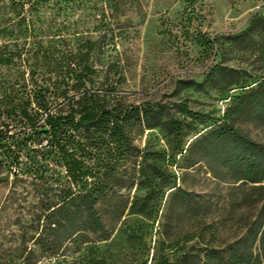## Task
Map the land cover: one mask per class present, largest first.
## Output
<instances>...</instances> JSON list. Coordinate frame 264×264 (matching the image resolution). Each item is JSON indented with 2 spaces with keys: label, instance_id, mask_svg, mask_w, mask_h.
<instances>
[{
  "label": "trees",
  "instance_id": "16d2710c",
  "mask_svg": "<svg viewBox=\"0 0 264 264\" xmlns=\"http://www.w3.org/2000/svg\"><path fill=\"white\" fill-rule=\"evenodd\" d=\"M137 1L3 3L0 264H40L90 233L106 239L100 206L132 187L116 220L126 210L144 217L165 210L151 259L136 264H264V143L248 128L264 131V72L246 82L237 69L215 66L229 101L217 119L186 103H123L112 85L97 81L103 66L93 56L124 38ZM255 30L264 34L263 15H253L238 37L251 43ZM218 38L198 43L210 47ZM157 128L167 148L140 149L133 132ZM194 167L226 184L224 200L181 186ZM180 216L199 226L177 231ZM232 219L238 231L224 237L220 227Z\"/></svg>",
  "mask_w": 264,
  "mask_h": 264
},
{
  "label": "rangeland",
  "instance_id": "374dc122",
  "mask_svg": "<svg viewBox=\"0 0 264 264\" xmlns=\"http://www.w3.org/2000/svg\"><path fill=\"white\" fill-rule=\"evenodd\" d=\"M6 2L0 0V21L5 14L2 5ZM135 7L127 13L131 20L123 30L124 38L116 47H102L105 54L93 56L95 64L103 66L97 81L112 85L108 88L114 87L112 91L121 96L123 103H186L192 110L217 119L229 101L224 89L225 78L214 67L237 69L239 78L246 82L264 72V34L255 30L251 43L250 36L238 37L253 15L264 16V0H138ZM215 37L219 38L210 47L198 43L200 38L213 40ZM106 64H110V69L105 73ZM171 112H177L176 108ZM248 128L252 138L264 143V131L254 125ZM133 136L140 149L167 148L166 135L161 129L136 130ZM171 168L177 171L175 166ZM187 171L182 187L226 198V184L216 182L205 173L204 167ZM5 191L1 185L0 200ZM134 193L135 187L122 188L101 204L100 209L107 211L106 239L95 233H90L89 238L79 237L71 243L70 250L55 258L42 259L40 264L149 261L157 247L165 210L161 207L156 217L129 214L126 210L116 220L120 206L130 201ZM173 221L181 233L199 226L188 216ZM224 226L220 227L224 237L238 231L235 219Z\"/></svg>",
  "mask_w": 264,
  "mask_h": 264
}]
</instances>
